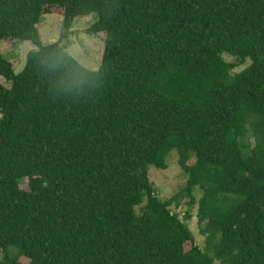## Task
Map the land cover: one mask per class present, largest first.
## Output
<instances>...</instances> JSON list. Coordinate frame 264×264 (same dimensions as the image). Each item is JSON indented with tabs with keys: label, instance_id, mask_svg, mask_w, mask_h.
Instances as JSON below:
<instances>
[{
	"label": "trees",
	"instance_id": "trees-1",
	"mask_svg": "<svg viewBox=\"0 0 264 264\" xmlns=\"http://www.w3.org/2000/svg\"><path fill=\"white\" fill-rule=\"evenodd\" d=\"M54 14L66 40L97 15L98 71L41 41ZM9 40L36 50L19 74L0 53L5 261L264 264V0H0ZM172 152L186 183L162 201L149 169Z\"/></svg>",
	"mask_w": 264,
	"mask_h": 264
},
{
	"label": "rangeland",
	"instance_id": "rangeland-1",
	"mask_svg": "<svg viewBox=\"0 0 264 264\" xmlns=\"http://www.w3.org/2000/svg\"><path fill=\"white\" fill-rule=\"evenodd\" d=\"M97 22V15L92 14L84 19H76L71 26L69 33H67L68 39L63 38L66 32L63 30V18L57 14L44 15L38 25V32L41 41L44 44H52L55 42H61L62 45L70 44L69 54L85 69L96 72L100 68L101 60L105 47V34L99 33L95 35H89L87 32L89 28ZM36 50V48L30 42H18L17 40H9L0 42V53L3 57L9 61L16 74L22 72V69L26 63V56L29 52ZM224 60L227 63L235 62V59L224 55ZM250 63L236 68L231 72L232 75L241 72ZM0 82L5 83L0 79ZM149 179L153 183L155 193L157 197L166 201L173 195L180 192L185 186L186 177L182 174L178 166V156L175 152H172L167 159L166 169L158 170L154 167L149 169ZM21 188L27 190V182L24 181L21 184ZM200 194L196 191V197L199 198ZM185 201L182 202L181 208L172 209L173 213L184 215L186 206ZM193 218L188 221V226L193 233L197 245L204 249V238L200 236L199 229L196 220V210L192 212ZM0 249V263L8 264L13 260H17L23 264L28 261L25 257L19 254V250L16 247H9L5 251L7 252L8 259L5 261V254Z\"/></svg>",
	"mask_w": 264,
	"mask_h": 264
}]
</instances>
